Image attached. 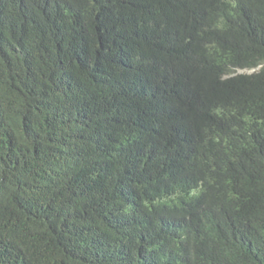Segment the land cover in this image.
<instances>
[{
    "label": "trees",
    "instance_id": "trees-1",
    "mask_svg": "<svg viewBox=\"0 0 264 264\" xmlns=\"http://www.w3.org/2000/svg\"><path fill=\"white\" fill-rule=\"evenodd\" d=\"M0 264H264V0H0Z\"/></svg>",
    "mask_w": 264,
    "mask_h": 264
},
{
    "label": "water",
    "instance_id": "water-1",
    "mask_svg": "<svg viewBox=\"0 0 264 264\" xmlns=\"http://www.w3.org/2000/svg\"><path fill=\"white\" fill-rule=\"evenodd\" d=\"M259 68H260V66L257 67V68H254V69H249V70L239 71L238 73L251 74V73H253V72L258 71Z\"/></svg>",
    "mask_w": 264,
    "mask_h": 264
},
{
    "label": "clouds",
    "instance_id": "clouds-1",
    "mask_svg": "<svg viewBox=\"0 0 264 264\" xmlns=\"http://www.w3.org/2000/svg\"><path fill=\"white\" fill-rule=\"evenodd\" d=\"M237 72H239V71H237ZM254 73V72H253ZM237 74H241V73H237ZM252 74V73H251Z\"/></svg>",
    "mask_w": 264,
    "mask_h": 264
},
{
    "label": "rangeland",
    "instance_id": "rangeland-1",
    "mask_svg": "<svg viewBox=\"0 0 264 264\" xmlns=\"http://www.w3.org/2000/svg\"><path fill=\"white\" fill-rule=\"evenodd\" d=\"M238 73V72H237Z\"/></svg>",
    "mask_w": 264,
    "mask_h": 264
}]
</instances>
